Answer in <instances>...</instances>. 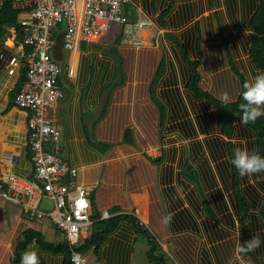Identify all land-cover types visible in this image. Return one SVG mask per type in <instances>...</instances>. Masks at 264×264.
Masks as SVG:
<instances>
[{"label": "crops", "instance_id": "1", "mask_svg": "<svg viewBox=\"0 0 264 264\" xmlns=\"http://www.w3.org/2000/svg\"><path fill=\"white\" fill-rule=\"evenodd\" d=\"M130 1L128 17L150 23L139 32L142 42L149 48L123 47L119 50L122 57H126L131 50L150 49L151 35L157 31L158 34L164 33L163 38L167 34L177 39L194 59L199 31L201 80L200 69L205 59L203 51L209 44L221 45L225 49L223 37L227 34L236 35L235 41H229L228 49L235 47L241 54L245 52L242 57L249 60L247 39L257 0H158L156 5L153 0ZM143 2H148L149 7H145ZM170 7L161 20L160 15ZM117 29L105 33L95 43L80 42L73 50H64L60 42L57 43L59 47L53 49L52 56L62 69L58 83L64 95L49 108L48 117L61 133L58 142L60 157L77 168L76 181L93 191L95 207L99 212L117 206L121 212L132 213L141 225L144 224L158 242L165 257L164 264H240L242 258L250 264H264V201H248L243 196L245 202L238 203L231 186L216 185L202 189L206 201H202L193 186H180L182 192L178 193V186H172L170 172L158 171L156 165L144 157V152L154 153L157 146L152 150L151 146L144 147L145 133L141 134L139 130L144 132L151 127L157 134L159 129V113L148 96L152 74L144 97L138 98L139 81L136 78L129 81L125 73L123 84L110 95L106 114L97 120L103 100L101 91L113 76V62L106 55L113 40L111 42L107 37L112 38ZM10 33L11 38L0 44V178L13 174L31 179L28 112L18 108L13 100L21 60L18 47L13 44L15 34ZM209 35H213L211 39ZM169 44L176 49L170 41ZM177 54L185 81V64L178 51ZM235 69L243 76L236 66ZM253 70L258 73L254 67ZM176 76L178 81V74ZM171 77L175 78V75L171 74ZM168 82L173 83L174 80L169 78ZM238 84L240 86L239 79ZM169 87H175V84ZM114 127L118 130V138L113 140L107 135ZM126 128L132 130L135 147L121 143ZM90 139L115 143L116 146L101 154L91 146ZM240 192L243 195L241 187ZM190 197L193 200H189ZM169 214L170 220L166 219ZM27 228L42 234L39 223H31L21 215L17 205L0 199V264H9L16 237ZM122 232H125L127 240L120 237ZM256 233L262 241L259 248L245 254L235 251L238 234V241L243 244ZM111 238L126 244H131L135 238L129 256V264H133L138 236L127 229L121 230V233L118 231ZM107 244L101 249V255ZM37 251L39 256H45ZM50 257L59 264V256ZM86 257L88 264H113L98 260L91 250ZM41 264L50 262L41 261Z\"/></svg>", "mask_w": 264, "mask_h": 264}, {"label": "built area", "instance_id": "2", "mask_svg": "<svg viewBox=\"0 0 264 264\" xmlns=\"http://www.w3.org/2000/svg\"><path fill=\"white\" fill-rule=\"evenodd\" d=\"M4 0H0V8ZM18 11L22 39L18 44L25 78L14 94L15 105L28 112V146L32 178L13 174L0 178V199L17 205L27 220L48 217L70 248L80 246L91 234L90 190L76 181L77 168L59 155V128L48 117L49 108L63 98L58 79L62 72L54 60V47L73 50L80 42H97L114 28L125 41L140 45L139 32L150 25L128 17L130 0H9ZM15 34L14 28H8ZM70 74V70H68ZM52 202L50 211L39 208L42 198ZM107 211L100 218H108ZM72 264H88L84 253L71 252Z\"/></svg>", "mask_w": 264, "mask_h": 264}, {"label": "trees", "instance_id": "3", "mask_svg": "<svg viewBox=\"0 0 264 264\" xmlns=\"http://www.w3.org/2000/svg\"><path fill=\"white\" fill-rule=\"evenodd\" d=\"M170 9L171 7L164 10L159 18L162 20ZM17 14L18 11L12 7L11 1L4 0L0 8V44L3 43L5 37L9 34L8 28L10 27L14 28L15 31V44L18 45L21 42L22 34L16 21ZM162 23L163 22L161 21V24ZM115 32H117V34L114 36L111 46H109L106 51V55L113 62V76L111 77V82L101 91L103 100L100 104V109L98 112V121L106 114L112 91L123 84L125 77L123 72V59L121 54L118 52V46L121 43L123 33L121 28H118L115 30ZM165 38L176 47L181 59L185 64V71L183 72H185L184 75L186 80L184 81V89L186 93L189 94L190 97L195 101L204 102L209 108L215 111L216 126L219 133L228 139L226 145L228 155L231 160L234 151V145L231 140L233 136L234 124L238 118L240 119V116L242 115L239 105L244 102L240 94L243 92V84L246 82L245 78L237 72L232 57H230L228 54L229 66L239 79L240 91L237 95V98L235 99V102L222 105L217 97H215L209 91L202 89L200 85L201 75L199 72V67L202 63L201 49L199 48L201 38L200 32L197 31L195 51L196 58L194 59L189 56L183 44H181L177 39L167 34L165 35ZM248 40L249 60L258 72H264V0H257L256 11L250 21V33L248 34ZM223 43L225 45V49L229 51L228 42L225 37H223ZM126 55L127 56L123 58L125 61L124 71L127 75V79L132 81L133 78H136V80L139 81L140 85H138V94L136 95L138 98L144 97L147 81L154 70L155 64L159 58V53L153 49H141L138 52L134 50L128 51ZM167 67L168 63L166 61L165 55L162 54L148 85L149 99L154 103L159 113V141L162 144L165 136L164 131L166 130L167 110L165 104L162 103L156 96V88L166 75ZM24 78L25 69L21 68L14 94L21 87ZM113 80L118 81L115 83ZM173 97L178 102L180 101L177 95L174 94ZM199 125V130L203 131L200 123ZM244 126L254 136L255 151L261 156H264V116L258 118L255 123H250ZM144 133L149 137L150 140H152L154 131L151 127L146 128ZM107 136H111L110 138L113 140L118 138V130L116 127L111 128V132ZM121 143L129 144L135 147L131 128H126L124 130ZM90 144L101 154L116 146L115 143H104L91 139ZM143 144L144 147L150 146L146 145L145 143ZM143 155L154 165H159L167 157L166 150L163 148L161 149L160 156L157 158H151L145 153ZM230 167L232 172L231 187L236 202L244 203L245 199L240 192L239 173L232 164ZM181 169L189 180L198 183V173L191 163L188 161L183 162ZM262 175L264 178V172H262ZM90 198L91 219L93 220L92 230L91 234L83 240L80 246L74 249L70 248L66 241L54 244L52 242L46 241L39 231L27 228L20 232L16 237L9 264H20L21 254L33 241H35L36 245L38 246L37 249L45 255L43 257L40 256V264L41 261H47L50 262V264H53V257L50 256H59V264H72L70 259L72 250H77L84 253L85 255L91 250L94 256L100 261L104 260L108 263L113 262V264H129V256L133 250L135 238L131 244H126V242H121L118 239L111 238V236L118 231L121 233V230L124 231L127 229H130L135 236H141L144 238L146 245L149 247V249H147L145 252V257L149 264L165 263V257L160 250L158 242L151 235L150 231L139 223L135 215L132 213L121 212L120 208L116 206L107 210V213L109 214L108 218L102 219L100 218V212L98 213L95 210L93 191L90 192ZM120 237L122 239H126L125 232H122ZM107 242L108 244L101 255V249ZM54 264H56V262Z\"/></svg>", "mask_w": 264, "mask_h": 264}, {"label": "rangeland", "instance_id": "4", "mask_svg": "<svg viewBox=\"0 0 264 264\" xmlns=\"http://www.w3.org/2000/svg\"><path fill=\"white\" fill-rule=\"evenodd\" d=\"M153 1L154 5L158 2V0ZM160 2H162V0ZM143 5L149 7L148 2H143ZM116 34L117 32H114L112 38L107 37L109 41L112 42ZM163 35L164 33L158 34L157 31L151 35L150 49L159 51V58L155 64L154 71L162 54L165 55L168 63L166 75L156 88V96L165 104L167 110L166 130L164 131L165 136L163 144L159 141V129L157 130V134H155V132L153 133L152 140H150L143 131L139 130L141 134H144V143L150 145L152 147L150 148L151 150L157 146L154 153H144L151 158H157L161 154V149H165L167 159L159 165H156L157 170L162 173L169 171L173 183L172 186L174 187L178 186L180 188V186H184L186 188V186H193L197 193H199V197L202 201H206L207 198L203 190L207 187L220 185L227 188L231 186V160L226 145L228 139L220 134L217 129L215 111L209 108L204 102L195 101L185 92L184 79L182 76L183 66L180 64V60H178L177 50L169 44L166 38H163ZM11 36L9 32L3 43L6 42L8 38H11ZM212 36L213 35H209V38L211 39ZM235 37V34L226 35L225 38L228 42V47L230 45L229 41H235ZM13 44L15 47L18 46L15 44L14 39ZM132 46L149 48L144 41L142 42V39L141 44L137 46L125 41L122 37L121 43L118 46V52L121 53L120 51L123 47ZM56 47H59V44L56 45ZM203 52L205 59L200 69L203 75V80H201L200 85L202 89L209 91L215 97H218L223 91H228L230 95L236 97L239 93L238 91H240L238 78L229 66L228 54L232 57L235 66L246 78V81L257 74V72L253 70L251 62L242 57L245 52L241 54V51L235 47L229 48V51H227L223 49L221 45L209 44ZM62 53L65 54V52ZM154 71L152 72V76ZM210 73L215 74L213 76L206 75ZM171 74H174L175 78L171 77ZM177 74L179 77L178 81ZM169 78L170 80L173 79L174 82L169 83ZM170 84H175V87H169ZM174 94L180 99L179 102L173 97ZM239 120L238 118L234 124L231 140L234 149L246 147L249 152L255 151L253 134L248 131L243 124H240ZM199 123L203 131L199 130ZM140 145L142 144L139 142V147L141 148L142 146ZM151 150L148 152H151ZM185 161L191 163L197 171L198 183L189 180L182 172L181 166ZM174 181L177 183H174ZM239 185L243 190V196L248 201H264V178L262 172L251 178L241 177L239 175ZM51 207L52 202L43 197L39 208L48 212ZM95 210L99 213L96 207ZM31 223L40 224L43 237L46 241L54 244L65 241V237L53 226L48 217H43L40 220H31ZM146 249L147 245L144 238L138 236L134 248L133 264H149L145 257Z\"/></svg>", "mask_w": 264, "mask_h": 264}, {"label": "clouds", "instance_id": "5", "mask_svg": "<svg viewBox=\"0 0 264 264\" xmlns=\"http://www.w3.org/2000/svg\"><path fill=\"white\" fill-rule=\"evenodd\" d=\"M240 95L244 101L239 105L242 113L239 120L240 124L255 123L258 118L264 116V72H258L247 80L243 84V92ZM217 98L222 105L233 103L236 99L228 91L221 92ZM230 162L241 177L251 178L256 174L264 172V156H261L256 151L249 152L246 147L235 148ZM177 191L178 193L182 192V189L178 187ZM166 219L170 220L171 214ZM238 237L235 251L240 254L254 252L262 243L258 233L253 234L252 238L243 244L239 243ZM37 248L38 246L33 241L21 254L20 264H40ZM240 264H250V262L242 258Z\"/></svg>", "mask_w": 264, "mask_h": 264}, {"label": "flooded vegetation", "instance_id": "6", "mask_svg": "<svg viewBox=\"0 0 264 264\" xmlns=\"http://www.w3.org/2000/svg\"><path fill=\"white\" fill-rule=\"evenodd\" d=\"M189 200H193V198L192 197H190V198H188Z\"/></svg>", "mask_w": 264, "mask_h": 264}, {"label": "bare ground", "instance_id": "7", "mask_svg": "<svg viewBox=\"0 0 264 264\" xmlns=\"http://www.w3.org/2000/svg\"><path fill=\"white\" fill-rule=\"evenodd\" d=\"M143 226H144V224H143ZM220 246V245H219Z\"/></svg>", "mask_w": 264, "mask_h": 264}]
</instances>
